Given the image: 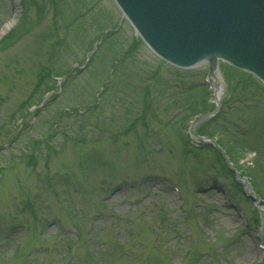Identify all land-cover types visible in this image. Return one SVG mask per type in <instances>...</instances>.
Masks as SVG:
<instances>
[{"label":"rangeland","instance_id":"rangeland-1","mask_svg":"<svg viewBox=\"0 0 264 264\" xmlns=\"http://www.w3.org/2000/svg\"><path fill=\"white\" fill-rule=\"evenodd\" d=\"M12 31L0 264H264V213L236 171L264 207L260 81L218 65L223 107L201 131L216 145L197 149L208 64L161 60L114 0H0V42Z\"/></svg>","mask_w":264,"mask_h":264},{"label":"water","instance_id":"water-1","mask_svg":"<svg viewBox=\"0 0 264 264\" xmlns=\"http://www.w3.org/2000/svg\"><path fill=\"white\" fill-rule=\"evenodd\" d=\"M115 1L146 45L169 64L190 69L208 62L212 79L221 60L264 83V0ZM215 106L214 113L194 122L196 137L197 125L220 111L219 100ZM238 181L247 199L264 212L259 197L250 195L246 180L238 177Z\"/></svg>","mask_w":264,"mask_h":264},{"label":"bare ground","instance_id":"bare-ground-1","mask_svg":"<svg viewBox=\"0 0 264 264\" xmlns=\"http://www.w3.org/2000/svg\"><path fill=\"white\" fill-rule=\"evenodd\" d=\"M12 27V23H9L7 25H5V27L3 28L1 35L5 34L10 28ZM218 75V69L216 68L215 70V77H214V85L216 87V99L220 100L221 99V95H222V89H221V80L217 77ZM249 190V187H248Z\"/></svg>","mask_w":264,"mask_h":264},{"label":"trees","instance_id":"trees-1","mask_svg":"<svg viewBox=\"0 0 264 264\" xmlns=\"http://www.w3.org/2000/svg\"><path fill=\"white\" fill-rule=\"evenodd\" d=\"M14 33H15V31H12L11 34L7 35L6 37H4V38L2 39V41L0 42V48L4 47V46H6L8 43H10V40L13 38ZM44 76H45V75H44ZM44 76H43V74H40V79H41L40 81H41V82L43 81ZM45 77H46V76H45ZM47 77H49V76H47ZM213 109H214V107H213V105H212V106H210L209 111H213ZM212 122H214V121H212ZM212 122L210 121V122L204 124L202 127H200V128L198 129V134H199L200 136H204V135H202V133H201L202 128H203L204 126H206V125L212 124Z\"/></svg>","mask_w":264,"mask_h":264}]
</instances>
